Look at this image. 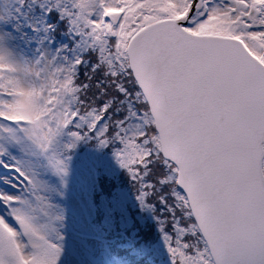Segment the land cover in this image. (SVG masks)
I'll return each mask as SVG.
<instances>
[{
    "label": "snow or ice",
    "instance_id": "6c2138e0",
    "mask_svg": "<svg viewBox=\"0 0 264 264\" xmlns=\"http://www.w3.org/2000/svg\"><path fill=\"white\" fill-rule=\"evenodd\" d=\"M0 264H264V0H0Z\"/></svg>",
    "mask_w": 264,
    "mask_h": 264
}]
</instances>
